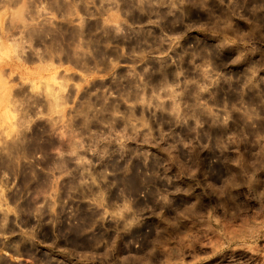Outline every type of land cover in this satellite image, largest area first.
Returning <instances> with one entry per match:
<instances>
[{
	"label": "clouds",
	"instance_id": "9594fccd",
	"mask_svg": "<svg viewBox=\"0 0 264 264\" xmlns=\"http://www.w3.org/2000/svg\"><path fill=\"white\" fill-rule=\"evenodd\" d=\"M94 262L264 264V0H0V264Z\"/></svg>",
	"mask_w": 264,
	"mask_h": 264
},
{
	"label": "rangeland",
	"instance_id": "374dc122",
	"mask_svg": "<svg viewBox=\"0 0 264 264\" xmlns=\"http://www.w3.org/2000/svg\"><path fill=\"white\" fill-rule=\"evenodd\" d=\"M123 71V70H118V72ZM111 80V78L109 77V79L107 81H104V83H109ZM97 85L100 84V81L96 82ZM35 138L37 140V142H39L41 144V147L44 148L46 151L50 150V148L54 145H57L59 143V139L56 135L53 134V129H52V125L47 123V122H38L37 126L35 127ZM42 167H44L45 165H41ZM44 175V174H41ZM18 183V181H17ZM63 183V181L61 182ZM37 187V185L31 186L30 190H35V188ZM82 207H86L84 205H82ZM149 224L152 223H158V221L155 220V218L151 219L148 221ZM117 251L120 254H126L125 250L123 249V247L119 244L117 245ZM95 264V262H94Z\"/></svg>",
	"mask_w": 264,
	"mask_h": 264
},
{
	"label": "bare ground",
	"instance_id": "6f19581e",
	"mask_svg": "<svg viewBox=\"0 0 264 264\" xmlns=\"http://www.w3.org/2000/svg\"><path fill=\"white\" fill-rule=\"evenodd\" d=\"M23 178L21 177L20 180H18V184L21 183ZM34 186V185H33Z\"/></svg>",
	"mask_w": 264,
	"mask_h": 264
}]
</instances>
